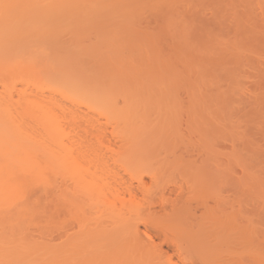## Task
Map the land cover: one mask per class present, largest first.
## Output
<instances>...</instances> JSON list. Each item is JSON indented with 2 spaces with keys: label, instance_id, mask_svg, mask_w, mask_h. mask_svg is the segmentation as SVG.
<instances>
[{
  "label": "rangeland",
  "instance_id": "rangeland-1",
  "mask_svg": "<svg viewBox=\"0 0 264 264\" xmlns=\"http://www.w3.org/2000/svg\"><path fill=\"white\" fill-rule=\"evenodd\" d=\"M117 4L132 6L120 22L113 23L110 14L87 19L76 13L82 10L70 15L66 9L68 15L65 11L57 19L50 16L45 28L55 35L61 31L58 38L29 43L30 50L41 47L48 57L40 52L20 56L13 60L18 65L6 60L11 67L16 65L12 71L5 70L7 63L0 66V110L13 116L8 120L10 116L0 112V233L7 234L2 243L25 245L27 258L21 264H50L40 246L29 244L27 232L51 228L41 208L28 207V202L43 200L52 190L64 202L65 217L75 215L82 224L89 219V227L95 224L100 231L119 233L133 231V223L145 217V198L157 202L173 190L180 192L182 201L202 196L211 208H219L211 213L221 226L217 234L205 230L210 236L206 241L196 240L197 228L191 226L202 209L184 212L187 217L181 222H166L191 263L264 264V159L259 156L262 160L256 161L262 149L251 158L241 154L251 147L246 140L259 142L253 134H264V47L252 40L241 44L236 36L230 49L227 36L228 30L253 21L254 43L264 23V0H117ZM17 5L0 0V7ZM46 60L53 62L56 71L61 67L70 73L65 65L71 67L81 91L63 88L58 72L46 78ZM39 71L42 75L36 74ZM88 122L97 130L90 129L93 125ZM98 130L103 131L99 140ZM230 137L234 147L228 144ZM82 157L89 159L87 165L93 164L90 171L95 175L105 165L109 191L104 198L84 195ZM116 173L126 187H135L136 201L131 202L127 192L120 197L111 193ZM140 185L148 187V196L144 195L147 188ZM98 198L101 205L95 204L93 211L87 208V214L84 205L93 207ZM77 224L69 231L75 239L84 230L89 232V227L80 231ZM137 229L141 233L145 225ZM133 240L128 242L130 264H169L165 257H143ZM3 244L0 253L6 249ZM100 246L82 258L71 255L62 260L98 264L103 261L97 254ZM162 248L168 255L174 253L170 246ZM14 262L0 255V264ZM174 262L180 264L176 255L170 264Z\"/></svg>",
  "mask_w": 264,
  "mask_h": 264
},
{
  "label": "bare ground",
  "instance_id": "bare-ground-1",
  "mask_svg": "<svg viewBox=\"0 0 264 264\" xmlns=\"http://www.w3.org/2000/svg\"><path fill=\"white\" fill-rule=\"evenodd\" d=\"M13 1L15 3H18V5H17L18 7H16V6L15 7H12V6L0 7V63H1L0 66L2 68H3L4 64L7 63V61L10 62V64H12L11 61H13V60H16V62H17V59L20 56H22L21 57L22 59H23V56L31 57V55H33V56L37 55L38 56L41 54H43V55L46 54L48 57V53L46 52V50L45 49L42 50V48L40 46H38V48L40 47L39 48L40 51H36L39 49H34V52H33V50H30L32 47H30L31 45H29V43H31V41L36 40V39L38 41L41 39L42 40L43 39H51V38L53 39L54 36L56 38H58L57 35H60L61 31L57 32L58 34L55 35L56 32H54L52 30L48 31L45 28L46 25L44 23L46 20H47L46 24H47V22L51 21L48 19V18H50V16H53L52 18L57 19L58 16H59V18H61L62 15L64 17L67 14L68 9L70 12L73 10V12H71V13H69V11H68V14H70V15H74V13H75L74 11L82 10V11H79L76 13L80 16L82 15L83 17H85L87 19L94 18V17L98 18V16L105 18V16L107 17V15L110 14L109 17H111L112 22L113 21L114 22H116V21L120 22L122 17L127 15V14L130 15V11L132 10V9L130 10V8H132V6H130V7L123 6L122 8H120L121 6H118L119 4H117V0H13ZM143 1L144 0H142V2ZM128 4L129 3H127V5ZM43 5H45V6H43ZM37 8H39V9H37ZM65 11H66V14H65ZM133 11H134V9H133ZM174 11H175V9H174ZM176 11H179V10H176ZM168 12H169V10H168ZM178 13H180V12H178ZM136 18H137V16H136ZM128 20H126V21L128 22ZM36 22H39V23H36ZM109 22H111V21H109ZM244 23H245V26L240 25V28L234 27L233 30H231V31L228 30V35H227L229 37L228 47L230 49L233 48V46H234L233 38H235L236 36L239 37L238 42L241 44H245V42L247 43V41L252 40V44H258L259 43V44H262L261 45L262 47H264V23L262 25V30L258 32L259 35L258 36L255 35L258 39L256 38L254 40L255 41L254 43H253L254 36H251V35H253V33L251 32L252 31L251 29L256 24H255V22L253 23V21L251 23L244 21ZM126 24H128V23H126ZM74 33H73V35H74ZM254 33H256V32L254 31ZM141 36H142V34H141ZM114 49H115V52H120V50H118V48L117 49L114 48ZM65 51H66V48H65ZM78 51H81V50H78ZM113 51H111V53ZM36 52H37V54H35ZM39 52L41 54H38ZM24 53H26V55ZM230 53H231V55H233L232 54L233 52L230 51ZM22 54H24V55H22ZM50 54L53 56L52 53H50ZM52 59H53V57H52ZM46 61L48 63V64L46 63V65H49V67L45 65V68L43 70V74L45 76L47 75L46 78H54L55 77L54 74H56L55 72H58L57 74L60 76V79H61L60 83L64 86L63 88H65V89L71 88L70 90H73L76 88L77 89L76 92L81 91L80 90L81 87H79V86L76 87V85H78L77 83H75L76 85L74 84L73 76L75 73H72V70H70L71 67L68 68L65 65V68H67V70H69L70 73H66L61 67L58 71H56L55 68H53V64L51 66V63H53V62L51 60H50L51 61L50 63L48 60H46ZM53 61H55V60H53ZM13 62H15V61H13ZM57 62H58V60H57ZM8 64L9 63H7L6 65H8ZM10 64H9V66L11 67ZM16 65H18V64L16 63ZM16 65H14V63H13V66L11 68L9 66H6V67L4 66V68H5V70L8 69V71H9V69H10V71H12L11 69H15ZM58 65H60V64H58ZM1 67H0V69H1ZM7 67H9V68H7ZM13 67H15V68H13ZM1 71H3V69H1ZM8 71H4V72L7 73ZM73 71H75V70H73ZM36 74L42 75V71H39V73H36ZM75 77H76V75L74 76V78ZM55 79H57V78H55ZM1 111H3V109L0 110V112ZM1 113H0V119H2L3 118L2 115H4V113H2V115H1ZM6 113L7 112H5V114ZM8 114H10V115H7L8 117L10 116V118H8V120L9 119L13 120L12 119L13 116L11 115V113H8ZM4 116H6V115H4ZM7 116H6V118H7ZM181 123H179L178 126H181L182 125ZM90 124L93 125L92 123H89V126H91ZM183 124H184V121H183ZM185 125H186V123L184 124L183 127H185ZM85 126H87V123ZM183 127H182V129H183ZM89 128L90 129L92 128L93 130H97V129H95L96 127H94V125H93V127L91 126ZM98 131H97V133H98ZM101 131H99V135H97L98 140L102 134ZM182 131H184V129ZM84 132H87V128L85 129ZM253 135H255L254 137H257L258 140H262V141H259L260 143L264 141V134L262 132H258L257 134H253ZM103 136H106V135L104 134ZM249 136H251V135H249ZM181 137L182 138L185 137V134L183 132H181ZM185 139H186V137H185ZM185 139H183V140H185ZM230 139H231V141L228 139L230 142L229 143L227 142V143L231 144V146L234 147L235 141L232 139V137H230ZM104 140H106V137H105V139L103 137L102 141H104ZM246 141H247L248 145L251 147L248 150H241L242 151L241 154L247 156L248 158H251L253 156V154L261 151V149H262L261 152L264 153V151H263L264 146H262L263 145L262 143H261L262 145L260 146L258 144L259 142L257 140L255 142L250 141V140L249 141L246 140ZM251 142H252V144H251ZM255 143L258 145H256ZM253 144H255V145H253ZM236 152H239V151L232 150L231 153L235 154ZM261 152L257 153L258 155L256 154V156H258V157L261 156L264 159V157H263L264 155H262ZM79 153H78V155H79ZM231 153L229 152V155H231ZM234 154H232V155H234ZM181 156H182V154H181ZM261 157L257 158L258 160L256 158H254V159H256V161H259V160H262ZM82 158L85 159L87 157H85V158L82 157ZM82 158H81V160H82ZM180 159H182V157H180ZM105 160H103V161L105 162ZM183 160H184V156H183ZM83 161L84 162L82 164L79 163L80 164L79 167L80 168L82 167V169L80 171L83 170L82 179L84 178L83 182L85 183V184H83V187L85 186V189L83 188L84 195L86 194L87 196H89V199H91L90 194L92 193L91 194V196H92L93 193H96L100 197L104 198L106 193L109 191V182L107 181L105 165L104 164L100 165L99 175H95L94 173H92L90 171L92 163H90V166L87 165L89 159H85ZM85 161H87V163H85ZM105 163H107V162H105ZM92 167H94L93 164H92ZM107 167H109V166L107 165ZM118 174L119 173L114 174L115 177H117V180L115 179L116 180L115 183H117V184L115 186H112V187L117 188V185H118L119 188L122 189V191L119 188H117V189L112 188L114 192L112 191L111 193H113V195H114V193H116V195L118 197H120L119 195H121L120 194L121 192H122V194H123V192H124V194H126L125 192H127L128 196L131 198V200L135 199V201H136V194L137 193L135 191V187H134V189H133V187L131 188L130 185H129V187H126L128 185L127 184L125 185V182L124 183L121 182L122 179H121L120 175H118ZM112 176H113V174H112ZM133 180H134V178H133ZM141 186L144 187V189L147 188L145 190L146 193L145 194L143 193V194L148 196V194H150L148 187L145 188L144 185H140V187ZM140 187L137 186L138 189H140ZM161 187H159V188H161ZM174 187H177V186H174ZM123 188L125 191L123 190ZM164 188H165V186L163 187L162 190H165ZM177 188L180 190L181 187L178 186ZM181 190H182V188H181ZM141 191H142V189H140V192ZM172 191L173 190L169 191V193H171V194L174 193L176 195L178 194V197L175 196L176 198L175 197L169 198L171 195L170 194L169 197H163L162 198V195H160L161 200H158L157 202L155 200L150 201L151 199L149 200V198H148V200H147V198H145V202H147L145 204V212H147V213H145V217H143V219H139L138 222L134 221L135 223H133L134 225H132L133 231L123 232L124 233L123 234L122 232L119 233V231L115 232V229H114V232L112 230L111 231H100L102 229L100 227L97 228L95 226V224L94 225L92 224L93 226L90 225V227H89L88 224H87L88 226L86 225V223H88L89 219L86 221L85 224L84 223L82 224L81 219L79 221L77 219V221H76L75 218H77V217L75 215H72V214H70L71 217L68 216L69 218L65 217V215L62 214V212H64L63 211L64 210V205H63L64 202L62 199H59L56 192H53V190H52V194L50 193V195H48L47 198H45L43 200L31 199L28 202V207L30 206V204L32 205L33 208L40 207L41 208V214L48 218V220H46V222L50 223V225H51V228H49L47 230L38 229L37 231L36 230L35 231H28L27 235L30 239L29 244H31V246L32 245L40 246L45 251L46 255H48V259L50 261V264H78V261H75L77 263H74L71 261L69 263H67V260H64V259L62 260V258H69V257H71V255L72 256L76 255L79 257L81 256V258H82L83 256H85L89 253V250L91 248H96V247L98 248V245H101L102 247L101 246L99 247L98 251H100V253L97 252V254H98L99 258H102L103 261H105V262H103L102 260H100V262L101 261L103 262L101 264H130L129 261H130L131 256H132V251H131L132 244H129L130 243L129 240L131 241L132 237H134L135 240H133V242L134 241L135 242L133 243V245H134V247L136 246L135 248L141 253V255L143 257H144V255L149 256V257L151 256V257H156L159 260H160V258L165 257L168 260L167 262H169V264H170L172 262L173 256L176 255L180 264H194V263H191L192 261L187 256H185V255H187L186 253L188 252L186 250V248H184L182 246V244L173 237V234L171 235V233H169L167 227L170 225H168L166 227L165 226L166 222H169L170 220L171 221H173V220L178 221V219H180V222H181L182 218L187 217V215L185 214L186 212L192 213L191 211L202 209L203 212L201 213L200 217L194 223L193 222L191 223L190 220H189V222L191 223V226L193 225V227L195 226L197 228V230L195 231L197 233V234L195 233V237L197 235L196 240L206 241L210 236L205 232V230L208 229L211 232L216 231L214 234H217V230L221 226L222 222L218 221V219H219L218 216L211 213L212 211H217L219 208L217 210L214 209V206L211 208L210 205L207 204V201L205 199L204 200L202 199V196H201V199H199L200 197L198 199L193 197L194 199L189 198V199H185L182 201V199L179 198L180 192L178 193V191H177V193H176L175 191H173V192ZM152 194L153 193H151V195ZM144 195H142V196L144 197ZM151 195H149V196H151ZM153 196L156 197V195H153ZM94 197H95V195H94ZM138 197H139V195H138ZM138 197H137V199H138ZM155 197H153V199ZM97 200H96L97 202L95 200H92V201L96 202V203H94L93 207H92L91 203H88V205L90 207L88 205H87L88 207L86 205H84V209H85L86 213L88 210L87 208H89L90 211L91 210L93 211V209L96 208L97 204H98V206L101 205V203H100L101 201L99 202L100 199L98 198ZM87 201H90V200L87 199ZM131 202H133V200ZM193 203L195 204L194 206H192ZM85 204H86V201H85ZM217 204H219V203H217ZM146 205H148V206H146ZM76 206H79V204H76ZM155 206H157V208H159V210H154L153 208H155ZM146 208H148L150 211H146ZM98 211H99V209H98ZM91 215L92 214L90 213V216ZM74 216H75V218H73ZM139 218H140V216H139ZM188 218H191V217H188ZM49 219L51 220L50 222H49ZM96 219H97V217H96ZM100 222L98 223L99 225H100ZM77 223H79V224H77ZM80 223H81V226H80ZM141 223L143 225H145V230L141 231V233L140 232L138 233L137 227L139 224L141 225ZM183 223H184V221H183ZM229 223H231V222L229 221ZM73 224H77L80 228L79 229L80 231H83L82 228H88L89 227L87 229L89 232H86V230H84L83 234L82 233L78 234V238L75 239L72 237V234L69 233ZM125 227L128 228L127 226H125ZM93 230H94V232H93ZM95 230H99V231L96 232ZM24 231H26V229ZM191 232H193V231H191ZM121 233L123 234L124 238L122 237ZM129 234L132 236L131 238L128 237ZM192 235H194V234H192ZM6 236H7L6 232L0 233V246H1V244H3L1 239H5ZM128 238H129V240H128ZM154 238H158V239L161 238V240L159 241V243L158 242L154 243L153 242ZM190 239L192 240V237ZM147 241H149L151 243H148ZM131 243H132V241H131ZM135 243H136V245H135ZM3 245L6 247V249L2 253H0V255L2 257H4L5 260L8 259L10 261H15L14 263H9V264H21L20 260H24L25 258H27L26 251H25V248H26L25 245H22L20 247H17V246L12 245V244H3ZM163 245H166L168 247L170 246L171 250H173L174 253L172 255H168V253L163 250V248H162ZM100 262H98V264H100ZM82 264H84V263H82ZM173 264H177V263L174 262ZM201 264H206V263H201Z\"/></svg>",
  "mask_w": 264,
  "mask_h": 264
}]
</instances>
